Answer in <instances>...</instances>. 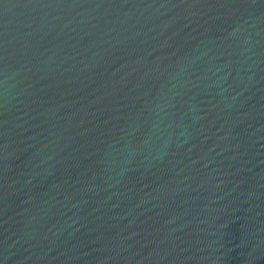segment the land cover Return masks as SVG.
I'll list each match as a JSON object with an SVG mask.
<instances>
[{
  "label": "water",
  "instance_id": "water-1",
  "mask_svg": "<svg viewBox=\"0 0 264 264\" xmlns=\"http://www.w3.org/2000/svg\"><path fill=\"white\" fill-rule=\"evenodd\" d=\"M0 264H264V0H0Z\"/></svg>",
  "mask_w": 264,
  "mask_h": 264
}]
</instances>
